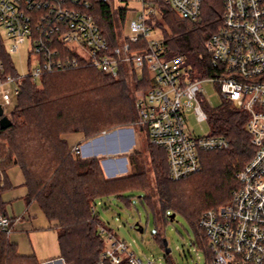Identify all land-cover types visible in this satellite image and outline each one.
Masks as SVG:
<instances>
[{"label": "trees", "instance_id": "16d2710c", "mask_svg": "<svg viewBox=\"0 0 264 264\" xmlns=\"http://www.w3.org/2000/svg\"><path fill=\"white\" fill-rule=\"evenodd\" d=\"M89 13L95 18L101 33L111 48L121 43L115 28L111 6L103 0H87ZM120 19L128 13L127 0H121ZM157 2L163 5L157 10ZM156 14L148 20L163 32L165 56L185 58V78L191 81L217 77L222 70L212 65L206 44L222 25L223 1L203 0L197 21L180 19L162 0H155ZM159 13V14H158ZM146 47L145 41L133 44L132 49ZM1 79L18 77L11 56L0 38ZM19 94L10 114L11 127L0 129V216H7L3 192L10 186L6 172L19 167L28 189L26 202L37 203L50 222H56L60 258L65 264H100L106 247L99 228L103 226L96 213L95 202L115 196L130 206L129 192H142L143 204L156 219H166L168 211L182 214L193 225L198 246L211 264V249L204 230L199 225L197 208L181 182L169 177L166 151L150 144V169L143 163L141 151L129 155L131 174L109 179L102 162L104 157L82 158L75 154L66 134L83 133L86 142L118 127L137 123L135 90L148 91L151 74L145 70L143 80L134 72L121 67L120 75L112 78L90 66L60 73L47 74L40 81L30 77L18 81ZM202 101V99H201ZM211 129L209 135L220 136L231 143L223 152L200 153V181L213 187V207L229 202L227 184L236 170L243 168L254 156L246 125L249 115L224 101L218 107L202 102ZM5 180V181H4ZM4 181V182H3ZM0 264H41L38 258L22 256L5 232L0 230ZM109 264V263H106Z\"/></svg>", "mask_w": 264, "mask_h": 264}, {"label": "built area", "instance_id": "2783aa9c", "mask_svg": "<svg viewBox=\"0 0 264 264\" xmlns=\"http://www.w3.org/2000/svg\"><path fill=\"white\" fill-rule=\"evenodd\" d=\"M153 1L139 0L142 12L128 18L120 45L111 48L87 0H0V27L10 41L7 53L30 44L27 73L1 79L4 105L18 96V81L25 77L40 81L47 74L90 66L112 78L127 67L143 80L147 70L151 87L136 100V124L147 131L152 145L166 151L170 179L186 182L201 172L200 153L231 147L224 137L194 138L186 129L189 112L199 123L208 122L203 86L216 83L226 101L249 115L246 128L255 154L236 173L229 202L203 209L199 225L211 249V264H264V0H222V25L206 44L212 65L222 72L196 81L185 78L183 56L168 59L164 42L150 40L147 22L156 14ZM162 1L182 19L200 18L203 0ZM142 40L146 47L133 50ZM80 151L73 148L75 154ZM0 230L10 238L9 216H0ZM99 232L106 242L100 264H158L138 258L108 228L101 226Z\"/></svg>", "mask_w": 264, "mask_h": 264}, {"label": "rangeland", "instance_id": "374dc122", "mask_svg": "<svg viewBox=\"0 0 264 264\" xmlns=\"http://www.w3.org/2000/svg\"><path fill=\"white\" fill-rule=\"evenodd\" d=\"M108 2L114 13L115 28L119 37L122 39L124 31L126 30L128 18L134 16V14H140L142 12V4L139 0H127L129 10L125 21H121L119 10L125 6L124 3H122L121 0H108ZM156 4V8L159 11L163 5L159 2ZM176 16L182 19L177 14ZM0 38L5 49H8L10 41L7 39L5 32L1 27ZM150 40H163V32L157 24L156 27L154 26L152 28ZM29 48L30 44L27 42L26 45L21 47L20 52L11 54L12 62L20 75H24L28 71L30 56ZM31 58L32 60L34 59L33 57ZM5 88L8 87L5 86L4 89ZM203 88L204 93L201 96L202 102H206L211 107H218L225 101L219 91V86L216 83L205 82ZM2 91L3 88H0V104L4 105ZM145 92L146 91L142 88L135 90V102L140 94ZM15 104L16 97L12 95L10 105H4L3 107L4 115L9 117ZM185 117L187 123L186 129L189 135L198 138L210 134L211 129L209 122L199 123L194 112L186 113ZM114 131H118L112 136L113 140H117L113 142L117 145V151L107 156L101 150H98L97 152L95 151V156L106 155L103 161H118V163L123 166L120 175H129L131 174L129 155L135 150L141 151L143 152V163L145 168L149 171L151 164L149 146L151 143L149 142L147 131L145 129L142 131L137 124H134L129 127H118L106 133L109 134ZM106 133H103L98 137H101ZM101 143L102 142L100 141L99 145H102ZM93 155L94 152H92V155L90 156ZM238 171L239 170H236V173ZM149 177L152 181L153 174L150 171ZM180 186L191 195L195 207L197 208V217L200 216L203 209L215 206L212 203L213 187L208 183L200 181V175L195 176L186 182H181ZM233 188H235V176L227 184L228 197L225 200L230 199ZM125 196L132 197V203L130 206H128L123 199L118 197H105L97 204L96 214L103 226L113 233L114 238L126 242L138 258L143 260L152 259L158 264H207L205 251L193 244L197 241L196 232L187 218L182 214L168 211L165 220L156 219L154 213L143 204L142 200L144 194L142 192H129L128 194H125ZM139 228H143L142 233ZM42 240H44V238H42ZM163 240L167 241L168 248L171 250L168 255L165 252ZM55 257L51 259H55Z\"/></svg>", "mask_w": 264, "mask_h": 264}, {"label": "crops", "instance_id": "0c3cea01", "mask_svg": "<svg viewBox=\"0 0 264 264\" xmlns=\"http://www.w3.org/2000/svg\"><path fill=\"white\" fill-rule=\"evenodd\" d=\"M141 130L144 131V129ZM63 138L71 148H80V156L82 158L106 157L109 154L95 156V151L117 148V145L113 143L117 140H113L112 136L100 140L102 145H99L100 141L95 143H92V140L86 142L83 133L66 134ZM92 152H94V155L90 156ZM102 167L106 177L109 179L127 176L120 175L123 166L118 161L112 162L109 160L106 164L102 162ZM5 182L10 187L3 192L2 200L6 205L7 216L12 219L13 226V233L9 239L11 243L17 246L18 253L22 256L35 255L41 264H58L59 261H63L64 264V260L59 257L58 235L55 229L57 223L50 222L37 203L27 204L28 189L25 185V177L22 170L17 166L10 168L6 172ZM54 257L55 259H51Z\"/></svg>", "mask_w": 264, "mask_h": 264}, {"label": "water", "instance_id": "95a60500", "mask_svg": "<svg viewBox=\"0 0 264 264\" xmlns=\"http://www.w3.org/2000/svg\"><path fill=\"white\" fill-rule=\"evenodd\" d=\"M12 125V122L10 120V118L6 115H4V109L2 107V105L0 104V129L1 130H6L8 129L9 127H11ZM118 131H114L112 133H109V134H104L103 136L101 137H98L94 140H92V143H95L96 141H100V140H103L104 138L108 137V136H113L117 133ZM104 154H111L115 151H117V148L116 149H107V150H101ZM121 160V159H120ZM109 160H105L103 161L104 164H106ZM140 232L142 233L143 232V228H139ZM163 244H164V248H165V252L166 254L168 255L170 253V249L168 248V244H167V241L166 240H163ZM58 264H63V261H59ZM65 264V263H64Z\"/></svg>", "mask_w": 264, "mask_h": 264}]
</instances>
